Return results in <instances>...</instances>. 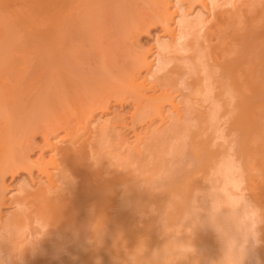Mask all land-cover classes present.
I'll return each mask as SVG.
<instances>
[{
    "label": "bare ground",
    "instance_id": "obj_1",
    "mask_svg": "<svg viewBox=\"0 0 264 264\" xmlns=\"http://www.w3.org/2000/svg\"><path fill=\"white\" fill-rule=\"evenodd\" d=\"M153 27H161L163 38L156 39L155 49H144L138 38ZM111 102L120 108L131 106L128 119L118 114L112 119L97 118L96 113L110 111ZM261 120L264 0H0V264H11L13 259L18 260L15 264H46L44 257L60 255L68 238L73 251L68 264H94L98 255L109 249L99 253L102 249L98 247L115 238L119 242L122 235L118 236L117 229L123 233L131 228L132 232L133 226H138L144 203L155 204L164 196L159 190V199L147 202L161 187L167 193L170 187L177 196L174 201L169 192L175 202L173 209L170 206L172 211L165 196L161 205H166L167 213H178L175 220L184 214L193 221L196 213H201L198 219L213 215L217 224L230 218L223 220L226 225L219 224L225 230L219 228L217 233L226 236L232 230L235 235L228 240L237 247L246 241L251 245L255 242L249 238L252 223L249 228L241 227L246 215L242 221L237 217L241 212L235 211L239 207L246 212V207L234 198L242 205L229 204L226 196L231 192L225 194L223 187L241 186L238 164L250 175L246 189L256 187L253 172L257 169L250 174L249 170L257 160L262 168L255 167L264 174ZM155 124L163 129H153ZM137 126L145 127L149 134L146 141L136 131ZM211 128L220 135L227 131L234 138L232 143L221 150L219 143L215 145L216 137L215 142L207 137ZM127 131L133 135L130 141ZM38 134L43 137L40 150L45 148L50 155L45 159L41 152L31 161L33 138ZM211 143L220 148H211ZM231 144L234 158L227 152L224 155ZM197 162L205 172L200 176L204 180L187 174L190 181L185 179V185L181 174L185 186L181 185L176 176L183 170L193 173L189 166L194 169ZM22 171L29 176L37 172L36 189L6 193V177ZM243 177L248 180L246 174ZM176 178L180 180L177 183ZM260 178L264 183V176ZM204 182L212 187L216 182L221 185L213 189ZM216 187L222 193H216ZM197 190L204 193L199 201ZM248 190L252 201L264 208V194H252L258 193L257 188ZM49 191L55 194L49 195ZM180 192L185 195L178 199ZM206 198L214 200V205L208 208ZM225 201L228 207L225 204L227 209L223 210ZM196 203L201 205L196 208ZM260 206L258 210L264 211ZM229 207L234 212L225 213L228 209L231 212ZM155 208L159 210L157 205ZM34 224L38 226L34 231L40 236L36 239L39 249L29 258L24 235ZM198 224H194L196 229ZM130 232L127 234L133 236ZM220 252L214 260L220 258ZM260 252L264 262V249ZM178 256L181 261L182 256Z\"/></svg>",
    "mask_w": 264,
    "mask_h": 264
},
{
    "label": "rangeland",
    "instance_id": "obj_2",
    "mask_svg": "<svg viewBox=\"0 0 264 264\" xmlns=\"http://www.w3.org/2000/svg\"><path fill=\"white\" fill-rule=\"evenodd\" d=\"M143 34H141L140 36H139V38H138V41H139V43L138 44H140V46H142L144 49L146 48V49H155L156 48V39H162L163 38V35H161L162 33H163V31L161 30V27H153V28H151V29H149V31H148V33L147 32H142ZM112 104L110 105V111L109 112H107V113H105L104 115H102V114H99V113H96L95 115H96V117L98 118V117H102V119H112L111 117L112 116H114L115 114H118V115H120L121 117H123L124 118V116L128 119V114H130L131 113V110H132V108H130L131 106H124L123 108H120L119 107V105H115V104H113V102H111ZM203 103V102H202ZM201 103V104H202ZM205 103V102H204ZM206 104V103H205ZM205 104H202V106L204 107H206V105ZM183 105V104H182ZM181 105V107H183ZM129 111V112H128ZM125 113V114H124ZM127 113V114H126ZM109 117V118H108ZM222 120H226L225 118L224 119H222ZM221 121V120H220ZM261 121H264V120H261ZM223 121H221V123H222ZM225 124H227V121L225 122L224 121V126L226 127V130H227V128H228V126H226ZM262 124H264V123H262ZM167 126H168V124H166ZM217 125H219L220 126V123L218 124L217 123ZM222 125H223V123H222ZM222 125L220 126V127H222ZM228 125V124H227ZM144 126V125H143ZM157 126V127H156ZM223 126V127H224ZM138 127V129L136 128V131L140 134V136H142V138L146 141L147 139H145L147 136H149V134L147 135V133H146V130L144 129L145 127H141V126H137ZM140 127H141V130H139L140 129ZM224 127V128H225ZM119 128V127H118ZM156 129V128H159V129H163V126H160V124H155L154 125V127H153V129ZM164 128H165V125H164ZM223 128V129H224ZM152 129V128H151ZM215 129L216 128H214V129H209V130H212V131H208V132H211L210 133V135L207 133V137L208 138H210V139H212L213 141H214V139H215V137L217 138V142H215V145H218V143H219V145L218 146H221V148L220 147H216L215 145H213L212 143H214L213 141H212V147L211 148H214V146H215V148H220L221 150H223V148H225L226 149V145H230V143H232V141H233V136L232 135H228V133H227V131L225 132V131H223V134L225 133H227V135L228 136H226L225 134L224 135H220L221 133H219V132H214L215 131ZM222 129V130H223ZM119 130V129H118ZM220 130V128L218 129V131ZM129 132V133H128ZM131 131H127V133H128V135L129 136H127L128 138H129V141H130V139L132 138L131 136H133L132 135V132L130 133ZM142 132V133H141ZM144 132V133H143ZM220 132H221V130H220ZM147 135V136H146ZM229 136H232V137H229ZM131 137V138H130ZM206 137V136H205ZM34 140H33V144H34V149L32 148V150L30 151V154H29V158L31 159V161H34V160H36L37 159V157L39 156V154L42 152L43 153V155H44V157H45V159H48L49 158V155H50V151H46L45 150V148H43L42 150H40V148H39V146H41L43 143V137H42V135H40V134H38V135H36L34 138H33ZM142 139V140H143ZM209 139V140H210ZM219 139V140H218ZM32 141V140H31ZM145 141H143V142H145ZM211 141V140H210ZM259 142H260V140H259ZM31 144H32V142H30ZM221 143H224V144H221ZM262 143V142H261ZM32 144V145H33ZM257 144V143H256ZM255 144V147L257 148V146H258V148H260L259 146L261 145L260 143V145L259 144H257L256 145ZM31 145V147H33ZM223 145V146H222ZM232 145V148H228V149H231V151L230 150H228L227 149V151L226 150H224V155L226 156V152H227V156H229V155H231L230 153H233L234 154V152H233V150L235 149V147L233 146L234 144H231ZM30 147V148H31ZM36 147H38V148H36ZM223 147V148H222ZM228 147V146H227ZM233 147H234V149H233ZM213 150H218V149H213ZM220 151V150H219ZM228 151H230L229 153H228ZM45 152V153H44ZM233 154L231 155V157L232 158H234V156H233ZM230 157V159H232ZM167 158V157H166ZM225 158V157H224ZM195 162V161H194ZM194 162H192L193 164H194ZM240 162V161H239ZM238 161L237 162H235V163H239ZM260 162V160L258 161H256L255 163H254V166L252 167V169L251 170H249V174H250V171H252L253 169V171H255V169H257L256 170V172H253V177H255V175H256V177H257V179H256V181H255V179H254V181H255V183H253V181H252V183L253 184H255L256 185V187L254 188V187H252L253 188V191H255L256 190V188H257V192L258 193H252V194H257V196H259V195H261V194H264V193H259V191H262V192H264V189H262V188H264V183H262V181H261V178L260 177H262V176H264V174H260L259 173V171H260V169L262 168V165H261V162ZM189 163V162H188ZM191 163V162H190ZM190 163H189V165H190ZM191 163V164H192ZM196 164V166L194 165V169H195V167L197 168L196 170H198V171H194V169H193V167L192 168H190V166H189V170H193V173L192 172H189V171H187L186 172V170H183L182 172L183 173H181V172H179L180 173V176H176V177H180V180H181V174H183L184 176H183V178H184V181H186V180H188L187 179V174L189 175V177L190 176H192L194 179H196V180H200L201 182L204 180V174H205V172H204V170L203 171H201L202 170V165H200L198 162L197 163H195ZM186 166H188V164H185ZM183 166V168L184 167H186V166ZM197 165H199V167L197 166ZM237 165V164H236ZM239 168L238 169H242L241 171L240 170H237L238 172H237V176L239 175L240 177H238L237 179V181H238V183L240 182H242V184H244V185H242V184H240L241 186L239 187V185L237 186L238 188H231L230 187V189H225L226 187H223L224 188V191H225V194H227V192L226 191H228V192H231V193H228V195L226 196V197H229L230 198V201L231 202H229V198H227L228 199V203L230 204L231 203V205H232V202H234V199H235V201L237 200L239 203H244L243 205L244 206H242V207H246V212L248 213V214H246V212H245V210L243 211V210H240L241 208H239V207H237V209H239V210H237L236 209V207H235V211H237L238 213H239V211L241 212L240 214H238V215H241V217H239V216H237L238 217V219L239 218H241V220H242V218H243V215L245 214L246 216V218L244 217L243 219L246 221L245 223L243 222L242 224H247L246 226H244V225H241V227H247V228H249L251 225V228H250V231H252L253 229L255 230V232H256V236H255V238L253 239V240H255V242H250L249 241V243H251V245L250 244H246V243H244V244H246L245 245V248H247V249H249L250 248V250H253L254 251V254H256V256H258L259 254H261L262 252H260L262 249H264V236H262V235H264V231H262V229H260V228H264V218H261L260 217V215L262 216V215H264V214H261L262 212H264V211H262V212H260L261 210H258L259 209V206L261 205L262 206V204L259 202L258 204H259V206H258V204L256 205L254 202H257L255 199V201H252V199L251 198H253L252 196H250L249 197V195H250V193H249V190L248 189H251L250 191H252V188H248V189H246V187H244V186H247L248 185V181H249V176L250 175H248L247 174V172L246 171H244L243 170V167L241 168V166H242V164H241V166H239V164L237 165ZM255 166H257V167H261L259 170H258V168H256ZM188 167H186V169H187ZM244 171V175H242V172ZM262 171H264V170H262ZM186 172V173H185ZM199 172H202V173H199ZM203 172H204V174H203ZM34 174H33V176L32 175H30L29 176V173L28 172H26V171H22V172H20L18 175H15L14 177H11V176H7L6 177V179H5V185L7 186V190H6V193H9L10 195H16V194H18V192L19 191H22L23 189H25V190H29V191H34L35 189H36V184H37V182H38V179H39V175H36L37 174V172L36 171H34L33 172ZM198 173H199V175H198ZM241 173V174H240ZM252 173V172H251ZM194 174V175H193ZM202 174V175H201ZM245 174H246V179H248V180H246L247 181V183H246V181H245V179L243 180L242 179V177L243 178H245ZM260 177H259V176ZM200 176H203V177H200ZM31 177H32V179H31ZM188 177V178H189ZM183 178H182V180L180 181V180H178V178H176L177 180H175V183H177V182H179L180 181V183H183ZM37 179V180H36ZM186 179V180H185ZM240 179H242V180H240ZM250 179H251V177H250ZM262 180H264V179H262ZM190 180H188V182H189ZM206 181V180H205ZM34 182V183H33ZM187 181H186V183H185V185L188 183ZM243 182H245V183H243ZM174 183V184H175ZM206 183V186H207V184L209 185V183L208 182H204V184ZM217 184L219 183V182H216ZM251 183V182H250ZM217 184H214V186L213 187H215V186H217ZM220 184V183H219ZM218 184V185H219ZM181 185H184V183L183 184H181ZM184 185V186H185ZM203 187H204V185H203V183L201 184ZM221 185V184H220ZM251 185V184H250ZM249 185V186H250ZM33 186V187H32ZM210 187H212V185H209ZM208 186V187H209ZM253 186V185H252ZM175 187H178V189H180L181 190V186L179 185V184H175ZM183 187V186H182ZM212 187V188H213ZM218 187H221V186H218ZM218 187H216V193L217 192H219L220 191V189L222 188H218ZM242 187V188H241ZM244 187V188H243ZM162 188V187H161ZM161 188H158V189H155L152 193L154 194V196H155V198H154V196H149L148 198H147V202H150V201H152L153 202V200L154 199H159V196L158 197H156V195H158V191L160 192L159 194L161 195V194H164V196H161V198H160V200H158L157 201V203H156V201H154L155 202V204L154 203H152L151 204V202H150V205L148 206V204L149 203H146L145 201V205L146 206H144V208H142V212L144 211V209H145V211H146V213L145 212H141V214L139 215L140 216V220H139V218H138V220H137V218H135L134 216H132V218L133 219H135V221H136V223L138 224V226L135 224V226H133L134 228H133V230H132V232H130V230H131V228H129L128 230H126L125 231V229H124V231H123V233H122V231L119 233V230L117 229L116 230V232L118 231V236H120V235H122L121 237H118L117 238V240L119 239V242L118 241H115V234L113 235V237H112V235H111V237L112 238H115V239H113V241H111L112 239H111V237H110V242L108 241L107 242V244L108 245H106V243L104 242L103 244H102V242L100 241V244H102V246L101 247H98L97 246V244L99 245V241L97 242L96 241V246L95 247H98L99 249H102V250H100L99 251V253H101V251L103 252V251H105L107 248H109V249H111V250H109V249H107V251H105V252H103L102 254H104V253H106L107 255H105V257H103L102 256V254H100L101 256L99 257V255H98V259H96L95 261H94V264H130V262H129V260H128V255H129V253H130V251L132 250V249H134L135 248V246L141 241V240H143V241H145L146 242V244H147V247H148V249H149V252L151 251V250H154L155 252H156V254H155V256L156 255H158V256H156L157 258L159 257V254H158V251L160 252V250L161 249H163V247L165 246V245H167V246H169L170 247V249H171V262H170V264H213V263H211V262H214V261H216V260H218L217 258H215V260H214V258H213V256L214 257H217L218 255H217V253L216 252H219V253H221L220 251H223V248H224V246L226 245L225 244V242L227 243V240L230 238V239H232L231 237L233 236V234H234V232H232V230H231V232L230 233H227V235L229 234V236L227 237V235L225 236V234H223V235H220L219 233H217V232H219V228H221V229H224L225 230V227H224V225H226L225 223L227 222L226 220H230V218H228V219H223L224 221H226L225 223H224V221L221 219V218H218L217 216H216V218L217 219H221V221L219 220L218 222H219V224L222 222V224L224 223V225H222L223 227H221V225H219V224H217V223H214V222H217V220L215 221V217H214V219L213 218H211V216H213V215H211L210 217L209 216H207V215H204V216H202V219H198L199 217L197 216V215H201V213L199 214V213H196V215H195V217L194 216H192V218H194V220L192 221V219L191 218H189V219H191L190 221V223L191 224H189V219H187V216L185 217V216H183L184 214H182V215H180L179 214V220H178V218L176 217V220L174 219L175 218V215H178V213H175L174 212V210H173V212H171L172 211V209L174 208V204H175V200L174 199H176L177 198V196L175 197L174 195V193L173 192H170L171 190V188L169 187L168 189H169V191H168V193H167V191L166 192H163L164 190H163V188H165V187H163L162 188V191H161ZM184 188V187H183ZM182 188V189H183ZM205 188H207V187H204L203 189V192L204 193H206V191H205ZM211 188V189H212ZM227 188H229V186L227 187ZM241 190H240V189ZM177 189V188H176ZM177 189V190H178ZM214 189V188H213ZM217 189H218V191H217ZM234 189H239L238 191L237 190H235V195L233 194L234 193ZM244 189H246V190H244ZM182 191V190H181ZM198 191V190H197ZM200 191V190H199ZM198 191V194L196 193L195 194V198H196V200L198 199V201L199 200H201L200 198H203L202 196V194H204L203 192L202 193H200ZM202 191V190H201ZM210 191V190H209ZM212 191V190H211ZM240 191H242V192H240ZM172 194H170V193ZM196 191H194V193H195ZM214 192V191H213ZM212 192V193H213ZM155 193H157V194H155ZM211 193V194H212ZM220 193H222L221 191H220ZM241 193V194H240ZM183 192H180V195H178V199H179V196H183ZM201 194V195H200ZM229 194H231V196H233L232 198L230 197V195ZM259 194V195H258ZM169 195H171V197L173 198V196H174V198H173V200L174 201H171L172 200V198L169 196ZM185 195V194H184ZM192 195H194L193 193H192ZM245 195V196H244ZM167 196V197H166ZM169 196V197H168ZM198 196V197H197ZM254 196V195H253ZM162 197H164L165 198V200L164 201H166L167 200V198H168V202L166 201V204L168 203V205L169 204H171V205H169V207H167V208H169L168 210H171L170 212L171 213H175L174 215L173 214H171V213H167V208H166V205H165V207H162L164 204H165V202L163 201V199H162ZM207 197V196H206ZM209 197V196H208ZM211 197V196H210ZM236 197V198H235ZM169 198H171V199H169ZM234 198V199H233ZM178 199L176 200V202H178ZM209 199V198H208ZM210 199H212V198H210ZM209 199V200H210ZM226 199V198H225ZM226 199V200H227ZM161 200L163 201L162 203H161ZM170 200V201H169ZM195 200V199H194ZM160 201V202H159ZM203 201H204V199H203ZM212 201V202H211ZM211 201H207V198L205 199V205L206 206H208V205H214V200H211ZM197 202V201H196ZM201 202V201H200ZM227 201H225V203H223L222 204V209L223 210H226L224 207H226L225 206V204H227L226 203ZM238 202H237V204H236V202H234L237 206H239V205H242V204H239L238 205ZM255 204H253V203ZM158 203H161V204H158ZM164 203V204H163ZM154 204V205H153ZM234 204V205H235ZM155 205H157V208H159L158 206H160V208L162 207V210H164V208H165V213H166V215H165V213L164 212H162V210L159 208V210H161V211H159V210H156V208H155ZM162 205V206H161ZM167 205V206H168ZM201 204L200 203H196L195 205H194V207L196 206V208L197 207H199ZM235 205V206H236ZM247 205V206H246ZM170 206H172L171 208H170ZM230 206V205H229ZM233 206V205H232ZM249 206V207H248ZM261 206H260V208H261ZM146 207V208H145ZM227 207H228V204H227ZM231 207V206H230ZM229 207V208H230ZM257 207V208H256ZM208 208H209V206H208ZM232 208V207H231ZM231 208H230V210H231ZM234 208V207H233ZM153 209H155V210H153ZM261 209H264V208H261ZM205 210H206V208H205ZM211 210V209H210ZM209 210V211H210ZM5 211V210H4ZM7 211H10V209H8ZM207 211V210H206ZM205 211V214H208V212H206ZM211 212V211H210ZM225 213L226 212H229V213H232V212H234V210H231V212L229 211V209H228V211H224ZM245 212V213H244ZM251 212V213H250ZM252 212H254V213H252ZM236 213V212H235ZM211 214V213H210ZM172 215H173V218H171L172 217ZM191 215H193V214H191ZM190 215V216H191ZM203 215V214H202ZM254 215V216H253ZM138 216V217H139ZM189 216V215H188ZM131 217V216H130ZM137 217V216H136ZM184 218V220H181V218ZM196 217H197V219L199 220V221H201L200 223H201V226H200V223L198 224V220L196 219ZM201 217V216H200ZM206 217H207V219H206ZM205 218V219H204ZM212 219V222L214 223V224H211V219ZM224 218H227V217H224ZM186 219H187V221H186ZM235 219H236V217L234 218V221H235ZM206 222H205V221ZM207 220H208V223H207ZM209 220H210V225H206V224H209ZM214 220V221H213ZM133 221V220H132ZM243 221V220H242ZM255 223H254V222ZM192 222H194V223H192ZM203 222L204 223H206V224H203ZM240 222V221H239ZM252 223V224H251ZM189 224V225H188ZM193 224V225H192ZM197 225L198 224V226L199 227H201V228H199L198 226H197V229L195 228V225ZM251 224V225H250ZM190 225H191V227H190ZM206 227H205V226ZM212 225V226H211ZM219 225V226H218ZM239 225H240V223H239ZM208 226H210V227H212V229L210 228V227H208ZM34 229H32V230H29V231H27L28 233H26L24 236V243L26 244L25 246H26V248H27V250H28V257L29 258H31V252L32 253H36L37 252V250L39 249L38 248V245H37V243H36V239H39L40 238V236H38V234H35V233H37L36 231L38 230V226L37 225H33L32 226ZM117 227V226H116ZM203 227V228H202ZM209 229H208V228ZM217 228L218 230L216 231V230H214L213 228ZM37 228V229H36ZM199 228V229H198ZM207 229V230H204V229ZM215 228V229H216ZM34 230H36V231H34ZM139 230V231H138ZM261 230V231H260ZM230 231V230H229ZM128 232H130V234L132 233L133 234V236L132 235H129V234H127ZM223 233V232H222ZM233 233V234H232ZM29 234H32L31 236L29 235ZM123 234H125L126 235V240H125V235L123 236ZM136 234V235H135ZM138 234H139V236H138ZM231 234V235H230ZM250 234V233H249ZM219 235L221 236V238H219ZM235 235V234H234ZM26 236H27V239H26ZM98 235H96V237H97ZM127 236H129L130 238H128ZM132 236V237H131ZM138 236V237H137ZM225 236V237H224ZM250 236H251V234L249 235V238H250ZM30 237H32V239L30 238ZM51 237V236H50ZM137 238V239H135V238ZM222 237L223 238H225V240H223V244L220 242V240L219 239H221L222 240ZM227 237V238H226ZM252 237V236H251ZM28 238H30V239H28ZM98 238H99V236H98ZM219 238V239H218ZM253 238V237H252ZM122 239V240H121ZM227 239V240H226ZM27 240L28 241H30V243H28L27 242ZM120 240H121V242H120ZM219 240V241H218ZM250 240V239H249ZM252 239H251V241H253ZM32 241H34V242H32ZM50 241V240H49ZM70 240H69V238H68V240H67V242L68 243H66L65 242V244H64V251L60 254V255H58V256H56L55 255V257H54V254H52V255H48V256H45L44 257V259H45V262H46V264H68V261H70V260H72V257H73V255H72V253H73V251H71L70 250V248H71V246H72V242L70 243L69 242ZM228 241H231V240H228ZM216 242H218V243H221L220 244V246L218 245V243H216ZM49 243V245H51L52 244V242L50 241V242H48ZM248 243V242H247ZM35 244V245H34ZM218 245V246H216V245ZM244 244H242V245H244ZM32 245V246H31ZM34 245V246H33ZM94 245H95V243H94ZM110 245V246H109ZM223 245V246H222ZM253 245V246H252ZM180 246H189V247H191L194 251L191 253V254H189V255H187L186 257H182V259L183 260H185V261H183L182 259H181V261H183V262H181V261H179L180 259H178V258H176V255H179L178 257L179 258H181L180 256H181V253L179 252V247ZM203 246V247H202ZM66 247V248H65ZM106 247V248H105ZM216 247H218L220 250L218 251L217 249L218 248H216ZM252 247V248H251ZM104 248V249H103ZM222 248V249H221ZM262 248V249H261ZM261 249V250H260ZM33 250V251H32ZM68 250V251H67ZM213 250H214V252H213ZM260 252V253H259ZM180 253V254H179ZM211 253H213V254H211ZM259 253V254H258ZM215 255H217V256H215ZM219 255H221L222 256V254H219ZM154 256V255H153ZM152 256V264H155V263H157L158 264V261L157 260H159V262L161 261L160 259H161V257H160V259L158 258H155V262H154V257ZM220 256V257H221ZM219 257V256H218ZM259 257V260L261 259L260 258V256H258ZM194 258L196 259L197 258V260L195 261L194 260ZM211 258V259H210ZM157 259V260H156ZM206 260H207V262H206ZM209 260V261H208ZM211 260V261H210ZM214 260V261H213ZM157 261V262H156ZM44 262V263H45ZM200 262V263H199ZM260 262H261V264H264V262H262L261 260H260ZM217 263V262H216ZM71 264H74L73 262L71 263ZM159 264H161V262L159 263ZM246 264V263H245Z\"/></svg>",
    "mask_w": 264,
    "mask_h": 264
},
{
    "label": "clouds",
    "instance_id": "obj_3",
    "mask_svg": "<svg viewBox=\"0 0 264 264\" xmlns=\"http://www.w3.org/2000/svg\"><path fill=\"white\" fill-rule=\"evenodd\" d=\"M54 194L53 191H49V195ZM249 233L255 238V230L249 231ZM178 250L182 257L194 251L191 247L187 246H180ZM0 251L3 250L0 249ZM155 254L156 252L154 250L149 252L146 242L141 240L135 248L130 251L128 260L130 264H152L151 258ZM159 255L161 257V264H170L171 249L169 246L165 245L163 249L160 250ZM15 261L18 260L13 259L11 264H15ZM246 261L247 264H260L259 258L255 256L253 250L246 249L244 245L237 247L234 241H229L224 246L222 256L217 260V264H245Z\"/></svg>",
    "mask_w": 264,
    "mask_h": 264
}]
</instances>
